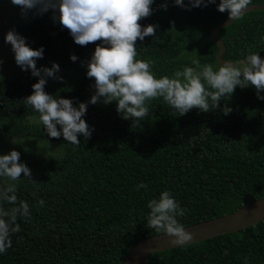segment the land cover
Wrapping results in <instances>:
<instances>
[{
	"label": "trees",
	"instance_id": "1",
	"mask_svg": "<svg viewBox=\"0 0 264 264\" xmlns=\"http://www.w3.org/2000/svg\"><path fill=\"white\" fill-rule=\"evenodd\" d=\"M73 1L0 28L29 58L0 74V146L50 147L0 153V264H123L147 236L264 196L263 81L221 83L209 38L264 0H194L171 20L156 0ZM217 37L226 60L264 59V10ZM147 260L264 264V221Z\"/></svg>",
	"mask_w": 264,
	"mask_h": 264
},
{
	"label": "rangeland",
	"instance_id": "2",
	"mask_svg": "<svg viewBox=\"0 0 264 264\" xmlns=\"http://www.w3.org/2000/svg\"><path fill=\"white\" fill-rule=\"evenodd\" d=\"M194 0H156V7L151 11L154 16L171 20L173 15L181 17L185 8H187ZM75 8L73 0H0V28L5 24H20L29 20L36 15H45L54 21L59 16L71 12ZM151 12V13H152ZM150 13V14H151ZM7 25V26H10ZM28 55L19 51L13 45L10 38H7L3 32H0V74L15 73L25 62L28 61ZM43 68H45L43 66ZM218 79L221 83H245L254 88L258 85H264V64H246L234 67H220ZM254 69V70H253ZM4 71V72H3ZM54 76V75H50ZM262 79V80H261ZM263 81V82H262ZM262 82V84H261ZM258 84V85H257ZM259 87V86H258ZM128 91L134 90L133 87L127 88ZM38 119H35L37 121ZM25 142L18 141L15 146L20 147L28 155L43 154L49 150V146L41 141H33L31 146H25ZM14 145H7L6 142L0 146V153L7 152ZM23 147V148H22ZM38 148L40 151H36ZM33 149V150H32Z\"/></svg>",
	"mask_w": 264,
	"mask_h": 264
},
{
	"label": "water",
	"instance_id": "3",
	"mask_svg": "<svg viewBox=\"0 0 264 264\" xmlns=\"http://www.w3.org/2000/svg\"><path fill=\"white\" fill-rule=\"evenodd\" d=\"M252 10H264V3L243 5L212 28L209 38L218 46L215 57L219 65L234 67L246 64H264V59L259 58H246L237 61L224 59L222 55L225 51V45L217 37L218 29L227 26L239 15ZM261 221H264V196L254 201L248 200L230 213L147 236L137 241L125 253L123 264H149L147 256L151 253L199 242L220 234L231 233Z\"/></svg>",
	"mask_w": 264,
	"mask_h": 264
}]
</instances>
